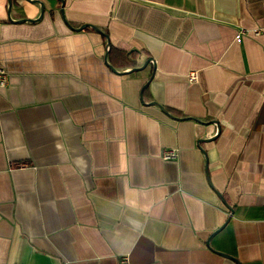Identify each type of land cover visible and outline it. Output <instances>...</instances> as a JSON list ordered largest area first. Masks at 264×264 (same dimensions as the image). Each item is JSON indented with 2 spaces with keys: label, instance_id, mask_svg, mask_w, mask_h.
Masks as SVG:
<instances>
[{
  "label": "crops",
  "instance_id": "obj_1",
  "mask_svg": "<svg viewBox=\"0 0 264 264\" xmlns=\"http://www.w3.org/2000/svg\"><path fill=\"white\" fill-rule=\"evenodd\" d=\"M8 7L0 264H264V0Z\"/></svg>",
  "mask_w": 264,
  "mask_h": 264
},
{
  "label": "built area",
  "instance_id": "obj_2",
  "mask_svg": "<svg viewBox=\"0 0 264 264\" xmlns=\"http://www.w3.org/2000/svg\"><path fill=\"white\" fill-rule=\"evenodd\" d=\"M257 32V31H256ZM242 31H239L236 33L235 35V39L237 41H240L241 40V37H242ZM196 77V74H195V71H190L189 72V80H194ZM7 82V74H6V71L0 66V85H5ZM163 157L166 158V159H170V158H173L175 156V152L173 150H164L163 152Z\"/></svg>",
  "mask_w": 264,
  "mask_h": 264
},
{
  "label": "water",
  "instance_id": "obj_3",
  "mask_svg": "<svg viewBox=\"0 0 264 264\" xmlns=\"http://www.w3.org/2000/svg\"><path fill=\"white\" fill-rule=\"evenodd\" d=\"M30 1H32V0H30ZM8 2H9V7H8V9H10V0H8ZM41 11H40V15L38 16V19L39 18H41V16H42V14H43V7L41 6V9H40ZM37 19V18H36ZM36 19H29V20H36ZM22 20V19H21ZM84 26V25H83ZM83 26H81V27H79V28H82ZM79 28H77V29H79ZM147 59L145 60V62H144V64H146L147 63ZM144 66V65H143ZM223 202L225 203V205H226V207L229 209V211H230V215L232 214V208H231V206L230 205H228L227 204V202L225 201V200H223ZM226 222V221H225ZM225 222L224 223H222L217 229H215L210 235H209V237H208V239H207V243L209 244V241H210V239H211V237L214 235V234H216L217 232H219L221 229H222V227L225 225ZM220 253H222V254H226V253H224V252H222V251H219ZM230 256V255H229ZM232 257V256H231ZM232 258H234V257H232ZM238 262V264H242L241 262H239V261H237Z\"/></svg>",
  "mask_w": 264,
  "mask_h": 264
}]
</instances>
